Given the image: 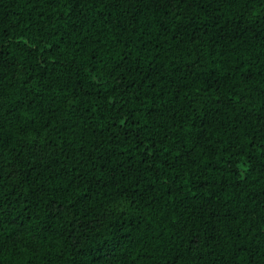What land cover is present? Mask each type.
Masks as SVG:
<instances>
[{
	"label": "trees",
	"instance_id": "1",
	"mask_svg": "<svg viewBox=\"0 0 264 264\" xmlns=\"http://www.w3.org/2000/svg\"><path fill=\"white\" fill-rule=\"evenodd\" d=\"M0 264H264V0H0Z\"/></svg>",
	"mask_w": 264,
	"mask_h": 264
}]
</instances>
